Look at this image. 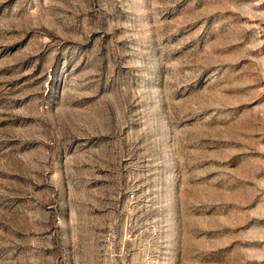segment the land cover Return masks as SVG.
I'll return each instance as SVG.
<instances>
[{
    "label": "rangeland",
    "instance_id": "1",
    "mask_svg": "<svg viewBox=\"0 0 264 264\" xmlns=\"http://www.w3.org/2000/svg\"><path fill=\"white\" fill-rule=\"evenodd\" d=\"M0 264H264V0H0Z\"/></svg>",
    "mask_w": 264,
    "mask_h": 264
}]
</instances>
